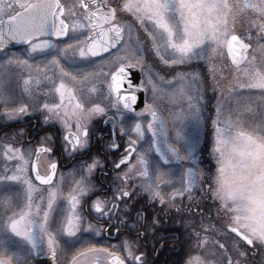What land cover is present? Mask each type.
I'll use <instances>...</instances> for the list:
<instances>
[{"label": "snow or ice", "instance_id": "snow-or-ice-1", "mask_svg": "<svg viewBox=\"0 0 264 264\" xmlns=\"http://www.w3.org/2000/svg\"><path fill=\"white\" fill-rule=\"evenodd\" d=\"M125 14L135 25L121 23ZM145 44L171 78L146 66ZM220 61H230L227 79ZM209 78L219 97L205 117ZM36 114L46 126L38 147L23 130L0 138V264L44 253L52 264H148L160 219L136 209L137 187L185 216L183 264H253L251 249L264 264V0H0V120ZM98 117L111 125L103 161L91 154ZM204 128L216 165L207 178L197 160ZM117 136L126 143L109 194L92 177L121 148ZM57 144L91 162L58 175L49 159L41 174ZM109 229L118 243L83 239Z\"/></svg>", "mask_w": 264, "mask_h": 264}, {"label": "flooded vegetation", "instance_id": "flooded-vegetation-1", "mask_svg": "<svg viewBox=\"0 0 264 264\" xmlns=\"http://www.w3.org/2000/svg\"><path fill=\"white\" fill-rule=\"evenodd\" d=\"M113 4L115 2L111 1ZM140 69V67L138 66ZM141 72V71H140ZM142 79V74H141ZM95 125V131L96 136L93 137V143L91 145V154L95 155L98 159L101 161L104 160V156L101 152V149H106V145L110 143L109 141V134L111 131V125L105 124L103 122V118H96V120L93 122ZM45 127L42 124V118L36 114L29 117H25L22 120L10 122V123H0V137L3 138V136L7 133L15 134L18 130H23L25 133V138L28 141H31L32 147H38L39 140L42 136L45 135ZM51 131V129H49ZM103 138L102 140L100 138ZM55 139V137H53ZM117 143L121 145L120 149H117L115 152H109L108 155V162L104 163L103 168L104 171H101V169H97L95 171L96 176V187L98 189H105L107 188L109 190V194L111 192V183H112V176L114 173L111 171L112 162L118 161L120 156L123 154V146L126 143V138H121L120 136L116 137ZM208 141L203 145V151L204 155L198 158V164L200 165V169H202L205 173V178L209 175V169H211L212 172H214L213 169V161L211 157L206 155L205 152H208ZM27 146V145H25ZM55 154L51 157H42L40 171L41 174H44L45 172V164L49 159L54 160L58 162V175L61 171H65L73 167L74 165L84 163V162H91L89 160V157L87 155H77L75 157H69L66 154L62 155L59 145L57 144L54 149ZM179 168V166H177ZM187 167V165H185ZM179 170V169H178ZM131 202L135 205L137 210H142L144 212V215L150 216V215H156L160 219V223L158 228L156 229V237L153 239L152 243H149L144 250L148 253L147 260L148 264H183V261L187 259L186 256V249H187V243L186 237L184 235L185 229L182 226V222L185 219V216L183 214H178L175 212V210L168 211L167 214H165L161 210V206L159 205H152L147 196L140 192L138 187L135 188L133 197L129 198ZM197 199L199 200L200 197L197 196ZM211 201L207 202V205H210ZM186 205V202H185ZM205 205L203 208V211H205L209 217L214 216L215 213V207L212 208V211H208V207ZM84 214L89 220H92V216L88 214V210L85 208ZM133 216H135V212H133ZM93 223H96L94 220H92ZM134 220H129V223H133ZM215 223V220L212 221ZM109 232H111V236H105V237H95L93 236L94 240H97V238L101 239L104 238V240L112 241V242H119V239L117 238V234L114 230L109 229ZM88 236H91L89 234H85ZM126 238V237H122ZM175 238V239H174ZM223 242V241H221ZM153 244H155V251H153ZM251 249V246H248ZM215 249L211 245L205 246V254L209 257H213V252ZM252 251H255V255H252ZM44 256H48L46 253L42 254ZM218 255V253H217ZM248 260L252 261L253 264H259L261 260V253L259 249H251L248 253Z\"/></svg>", "mask_w": 264, "mask_h": 264}, {"label": "rangeland", "instance_id": "rangeland-1", "mask_svg": "<svg viewBox=\"0 0 264 264\" xmlns=\"http://www.w3.org/2000/svg\"><path fill=\"white\" fill-rule=\"evenodd\" d=\"M111 1H113L115 3L119 2V0H111ZM121 23L135 25L136 22H135V20H134L133 17H131L130 15L125 14L124 16L121 17ZM239 30L240 29H239V26H238L237 34H239ZM144 61H145V64H146L147 67H151L155 71H158L160 73V75H164L166 79L171 78V71L172 70L169 69V68H166V67L162 66L158 62V58L154 57V54L151 53L148 50V45L147 44H145ZM228 65H230V61H227V62L220 61L219 62V67L221 68L222 74H223V76L226 79L229 78V75H230V68H229ZM180 70L181 71H190V69H180ZM203 70H204V66H201V68L197 69V71H201V72H203ZM211 85H212V81L209 78L207 84L204 86L205 89H206V91L204 93V95H205V101H206V106H205V109H204V115H205V117H207L210 114H212V112H213V110L215 108V105H216L217 98L219 97V93H216V92H213L212 91ZM41 87L43 88L44 86L42 85ZM149 95H150V93H149ZM162 114L164 115L165 118H167V112L166 111H164ZM3 122H4L3 120H0V123H3ZM207 141H208V144H210V145L208 146V152H205V153H206V155H208L209 157H211V159L213 161V169L215 171V166H216L215 165V159L213 158L212 152H211V150H212V139H211V136H210V128H204L200 132V145H199V151L197 153V160H198V158L200 159V157H202V155H204L203 145ZM74 166H76V165H74ZM74 166L71 167L68 170L61 171L60 173L67 174L69 171H72L73 170ZM171 167L174 170H178L179 169L177 167V165H175V164L171 165ZM198 167H200L199 164H198ZM92 179H93V182L96 184V176H95V174L93 175ZM83 239L84 240H87V241H91L92 243H97L99 245H106L108 243H113V244L116 243V242L104 240V238H101V239L97 238V240H94L93 235H91V236L84 235Z\"/></svg>", "mask_w": 264, "mask_h": 264}, {"label": "water", "instance_id": "water-1", "mask_svg": "<svg viewBox=\"0 0 264 264\" xmlns=\"http://www.w3.org/2000/svg\"><path fill=\"white\" fill-rule=\"evenodd\" d=\"M132 78L134 82H139L141 78V74L138 68L132 70ZM145 95L143 93L140 94V98L137 104V109H141L143 107ZM33 264H52V261L49 256L38 255L33 258Z\"/></svg>", "mask_w": 264, "mask_h": 264}]
</instances>
